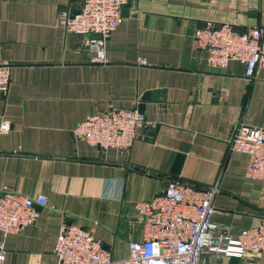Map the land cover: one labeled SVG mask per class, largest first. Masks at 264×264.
I'll return each mask as SVG.
<instances>
[{"label": "crops", "instance_id": "crops-1", "mask_svg": "<svg viewBox=\"0 0 264 264\" xmlns=\"http://www.w3.org/2000/svg\"><path fill=\"white\" fill-rule=\"evenodd\" d=\"M79 0H0V51L12 81L0 99V192L45 196L24 231L3 237L4 264H57L63 222L90 229L114 260L140 241L135 204L169 181L218 184L212 220L238 235L264 218V184L247 180V154L229 150L238 123L264 129V69L251 83L236 61L211 69L194 33L206 22L236 31L264 27V0H128L93 64L90 37L67 34L58 14ZM146 66H138L137 58ZM148 95L147 100L143 97ZM111 108L134 109L146 125L127 151L102 152L71 130ZM200 264H264L203 254Z\"/></svg>", "mask_w": 264, "mask_h": 264}, {"label": "built area", "instance_id": "built-area-1", "mask_svg": "<svg viewBox=\"0 0 264 264\" xmlns=\"http://www.w3.org/2000/svg\"><path fill=\"white\" fill-rule=\"evenodd\" d=\"M128 0H79L77 8L67 6L58 14L64 32L90 37L88 46L93 64H107L105 43L122 23V9ZM197 47L205 52L211 69L223 70L232 61L244 66V78L251 83L264 69V27L256 26L242 33L227 23L206 22L194 33ZM138 66H146L137 58ZM12 66L3 61L0 51V99L8 94ZM148 125L144 114L134 109L111 108L105 113L85 118L71 130L75 140H82L102 152L127 151L139 130ZM9 130L2 121L0 132ZM229 150L249 157L244 178L264 184V129L238 123L229 141ZM218 184L206 189L169 181L161 194L135 204L142 239L129 242L127 257L114 260L90 229L63 222L53 247L57 264H200L203 254L243 259L264 254V218L251 229L232 235L212 220L213 200ZM45 196L0 192V233L15 235L33 225L39 213L36 206H46ZM0 244V264L6 259Z\"/></svg>", "mask_w": 264, "mask_h": 264}, {"label": "water", "instance_id": "water-1", "mask_svg": "<svg viewBox=\"0 0 264 264\" xmlns=\"http://www.w3.org/2000/svg\"><path fill=\"white\" fill-rule=\"evenodd\" d=\"M242 32H243V31H242ZM242 32H241V33H242ZM77 36H78V37H82V36H80V35H77ZM147 98H148V95H146L145 97H143V100H147ZM140 109H141V108H139V110H138L139 112L142 111V110H140Z\"/></svg>", "mask_w": 264, "mask_h": 264}]
</instances>
